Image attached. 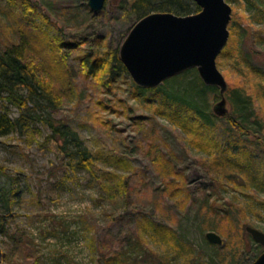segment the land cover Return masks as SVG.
<instances>
[{"label": "rangeland", "instance_id": "1", "mask_svg": "<svg viewBox=\"0 0 264 264\" xmlns=\"http://www.w3.org/2000/svg\"><path fill=\"white\" fill-rule=\"evenodd\" d=\"M33 1L37 9L26 15L37 24L19 0H0V16L9 38L25 35L38 73L61 95L58 109L37 114L67 123L96 159L91 170L70 163L44 119L0 133V166L15 192L10 213L0 202V264H251L263 251L246 227L264 231V134H238L225 119L197 127L183 107L138 96L130 75L110 85L87 75L84 60L98 37L102 52L120 47L136 21L134 0H106L98 12L88 0ZM226 1L230 38L217 65L230 89L251 95L264 123V20L244 0ZM58 39L76 47L65 51ZM192 82L193 72L182 91ZM211 93L210 109L220 99ZM5 112L21 114L0 99ZM168 228L182 243L151 236ZM209 231L223 244L210 242Z\"/></svg>", "mask_w": 264, "mask_h": 264}, {"label": "trees", "instance_id": "2", "mask_svg": "<svg viewBox=\"0 0 264 264\" xmlns=\"http://www.w3.org/2000/svg\"><path fill=\"white\" fill-rule=\"evenodd\" d=\"M13 1L8 0L12 5ZM19 1L24 13L23 17L27 18L32 24L36 23L34 19L26 15V12L27 10L36 11L37 2L33 0ZM244 1L253 7L256 20H264V0ZM130 10L136 17L135 24L140 18L152 12L189 15L200 11L201 7L194 0H134ZM233 27V30H235V24ZM5 28V20L0 16V99L3 102L16 105L20 109L21 114L19 117L12 119L8 113H0V133L3 135L14 128H23L25 124H30L34 118L44 119L51 128V137L54 141H58L59 148L69 159L70 163L72 161L79 167L91 170L95 164L96 155L88 149L78 133L67 123L57 121L50 114L47 116H40V113L37 114L38 110L44 112L46 110L48 113L49 110L58 109L61 105V95L53 88L46 77L38 73V68L41 64L39 61H35V54L31 55L29 41L25 35L19 31L18 36L11 39L9 38L8 27ZM46 35H48L46 32L42 35V37L45 36V44L49 41L50 47L54 49L56 41ZM58 41H60L59 45L63 46L65 51L68 46L73 45V47H76L73 42H65L60 39ZM92 47L93 49H91ZM92 47L84 60V68L87 75L101 79L103 85H110L112 81L116 80L118 75H130L125 64L120 59L119 48L113 52H102L100 37H98L97 42L92 44ZM57 55L60 61L55 59V62L64 64L66 56L62 53H57ZM251 64L256 69L254 67L255 64L253 62ZM195 70L198 71L197 68H191L174 75L154 88H145L136 84V93L138 96L151 94V99L154 102L166 107H183L188 112H186L187 118L197 127L208 126L212 128L216 126V120L225 119L230 124V129H236L238 134H251L256 138L262 137L258 135V132L264 134V123L255 113L256 110L251 95L241 87L230 89L228 85L226 96L232 103V112L230 111L226 117H219L214 113L213 108H209L208 101L210 92H213L211 94L215 98L218 96L220 98V89L216 86L207 85L200 77L199 72L197 73ZM191 72L194 73L196 82L185 86V92H183L181 81L184 76ZM64 74H69L67 68H65ZM178 113V111H175L173 114L178 115ZM259 124L261 125L260 131L253 130L255 125L258 126ZM6 175L5 169L0 166V202L3 215L10 213L13 205V196L15 195L11 186L12 183ZM115 175L119 176L116 173ZM120 185L122 186V183ZM168 229L151 230L153 234H150L151 236L163 234L162 237L168 239L171 237L173 240V237L176 236L175 230ZM172 242L182 243L178 237L174 238ZM247 249H249L248 245Z\"/></svg>", "mask_w": 264, "mask_h": 264}, {"label": "water", "instance_id": "3", "mask_svg": "<svg viewBox=\"0 0 264 264\" xmlns=\"http://www.w3.org/2000/svg\"><path fill=\"white\" fill-rule=\"evenodd\" d=\"M106 0H88L92 10L103 9ZM201 10L189 15L152 12L140 18L119 47V56L134 82L145 88L161 85L170 77L197 68L207 85L220 89L213 111L226 117L228 82L217 65V58L230 38L232 6L226 0H194ZM253 240L264 246V231L247 226ZM207 239L223 244L222 237L206 233ZM3 251L0 246V261ZM264 264V251L251 263Z\"/></svg>", "mask_w": 264, "mask_h": 264}, {"label": "flooded vegetation", "instance_id": "4", "mask_svg": "<svg viewBox=\"0 0 264 264\" xmlns=\"http://www.w3.org/2000/svg\"><path fill=\"white\" fill-rule=\"evenodd\" d=\"M258 244H259V243H258ZM259 245H260V246L263 248V251H264V246H263V245H261V244H259ZM263 251H262V252H263ZM262 252H261V253H262ZM261 253H260V254H261ZM260 254H259V255H260Z\"/></svg>", "mask_w": 264, "mask_h": 264}]
</instances>
